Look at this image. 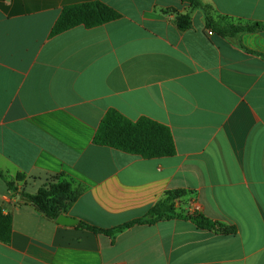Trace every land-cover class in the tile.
Instances as JSON below:
<instances>
[{
    "label": "crops",
    "instance_id": "crops-1",
    "mask_svg": "<svg viewBox=\"0 0 264 264\" xmlns=\"http://www.w3.org/2000/svg\"><path fill=\"white\" fill-rule=\"evenodd\" d=\"M89 1L121 17L49 37L64 6ZM196 1L214 21L264 25V0ZM209 32L187 0H0V173L12 185L0 178L12 216L0 264H264V30ZM109 109L168 127L175 154L143 159L94 143ZM61 181L79 195L60 198V214L99 229L183 190L178 213L236 232L171 219L94 234L21 197Z\"/></svg>",
    "mask_w": 264,
    "mask_h": 264
},
{
    "label": "trees",
    "instance_id": "trees-1",
    "mask_svg": "<svg viewBox=\"0 0 264 264\" xmlns=\"http://www.w3.org/2000/svg\"><path fill=\"white\" fill-rule=\"evenodd\" d=\"M195 8H201L205 14V26L221 37H236L246 32L263 31L264 25L260 23H244L235 21L228 17H219L214 21L211 13L212 8L208 5H201L196 0H187ZM121 15L100 1H89L74 5L64 6L57 20L50 31L49 37H53L76 26H83L86 29L101 26L110 21L120 18ZM191 26V19L188 14L178 18V27L186 30ZM94 143L100 146L110 147L128 154L138 155L143 159H153L173 156L176 152L174 140L168 127L147 117H140L136 121H131L118 113L109 109L103 116L94 136ZM0 178L6 181L9 188L12 187L6 177L0 173ZM23 175L16 176L17 181H22ZM79 195L68 181L50 183L40 187L36 194L30 195L22 193V199L42 212L46 217L56 220L60 215L56 207L60 198L71 197L75 200ZM186 195V191H168L164 196L139 219L132 220L126 224L110 230H103L82 221L76 225L77 228L90 231L94 234H106L115 236L124 229L136 225H153L161 220L187 219L198 229L215 231L222 235L235 234L236 229L220 222L212 221L203 215L192 214L182 215L175 208L177 200ZM12 234V216L4 215L0 208V241L9 243Z\"/></svg>",
    "mask_w": 264,
    "mask_h": 264
},
{
    "label": "water",
    "instance_id": "water-1",
    "mask_svg": "<svg viewBox=\"0 0 264 264\" xmlns=\"http://www.w3.org/2000/svg\"><path fill=\"white\" fill-rule=\"evenodd\" d=\"M56 222L60 225H64V226H73V225H77L79 223L78 220L71 218L69 216H66L64 214H60L57 219Z\"/></svg>",
    "mask_w": 264,
    "mask_h": 264
},
{
    "label": "built area",
    "instance_id": "built-area-1",
    "mask_svg": "<svg viewBox=\"0 0 264 264\" xmlns=\"http://www.w3.org/2000/svg\"><path fill=\"white\" fill-rule=\"evenodd\" d=\"M209 34H211V32H209Z\"/></svg>",
    "mask_w": 264,
    "mask_h": 264
}]
</instances>
